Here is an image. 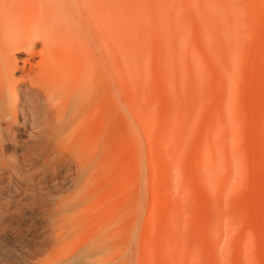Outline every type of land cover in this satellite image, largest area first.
I'll return each mask as SVG.
<instances>
[{
  "label": "rangeland",
  "instance_id": "374dc122",
  "mask_svg": "<svg viewBox=\"0 0 264 264\" xmlns=\"http://www.w3.org/2000/svg\"><path fill=\"white\" fill-rule=\"evenodd\" d=\"M117 1L97 185L3 176L0 264H264V0Z\"/></svg>",
  "mask_w": 264,
  "mask_h": 264
},
{
  "label": "bare ground",
  "instance_id": "6f19581e",
  "mask_svg": "<svg viewBox=\"0 0 264 264\" xmlns=\"http://www.w3.org/2000/svg\"><path fill=\"white\" fill-rule=\"evenodd\" d=\"M118 4L0 0V182L33 184L41 161V184L57 171L97 185L100 143L115 125ZM64 201L46 213L65 220ZM33 264L56 262L41 253Z\"/></svg>",
  "mask_w": 264,
  "mask_h": 264
}]
</instances>
